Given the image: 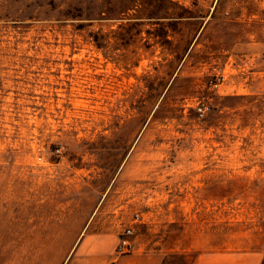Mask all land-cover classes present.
I'll use <instances>...</instances> for the list:
<instances>
[{"label":"rangeland","instance_id":"1","mask_svg":"<svg viewBox=\"0 0 264 264\" xmlns=\"http://www.w3.org/2000/svg\"><path fill=\"white\" fill-rule=\"evenodd\" d=\"M262 208L264 0H0V264H264Z\"/></svg>","mask_w":264,"mask_h":264},{"label":"crops","instance_id":"2","mask_svg":"<svg viewBox=\"0 0 264 264\" xmlns=\"http://www.w3.org/2000/svg\"><path fill=\"white\" fill-rule=\"evenodd\" d=\"M89 227L90 224L88 229ZM113 240L114 238L108 237L105 233L98 235H88L85 233L78 240L77 255L83 253L82 251L89 250V256H75L68 264H103L110 257L99 254L101 253L100 250ZM245 257V254H239L237 252L206 251L201 253L192 264H238V260L244 259ZM163 260L164 253L157 249L155 253L143 251L138 254L122 256L115 264H162Z\"/></svg>","mask_w":264,"mask_h":264},{"label":"built area","instance_id":"3","mask_svg":"<svg viewBox=\"0 0 264 264\" xmlns=\"http://www.w3.org/2000/svg\"><path fill=\"white\" fill-rule=\"evenodd\" d=\"M199 113L201 116L204 115L206 108L204 106H199L198 107ZM57 153L61 152V149L58 148L56 150ZM42 159V158H40ZM134 233V230L132 228H127L123 234L122 237H120L119 242L116 246V252H115V261L112 262V264H114V262L117 261L118 258H120L121 256L124 255H129L134 251V244L132 241V235Z\"/></svg>","mask_w":264,"mask_h":264},{"label":"trees","instance_id":"4","mask_svg":"<svg viewBox=\"0 0 264 264\" xmlns=\"http://www.w3.org/2000/svg\"><path fill=\"white\" fill-rule=\"evenodd\" d=\"M262 209H264V208H262ZM261 212H264V210H261ZM262 218H264V216ZM262 224L264 225V222Z\"/></svg>","mask_w":264,"mask_h":264}]
</instances>
